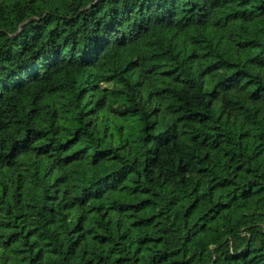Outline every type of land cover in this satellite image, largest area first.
<instances>
[{"label":"trees","instance_id":"obj_1","mask_svg":"<svg viewBox=\"0 0 264 264\" xmlns=\"http://www.w3.org/2000/svg\"><path fill=\"white\" fill-rule=\"evenodd\" d=\"M0 264H264V0H0Z\"/></svg>","mask_w":264,"mask_h":264}]
</instances>
